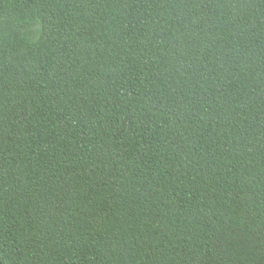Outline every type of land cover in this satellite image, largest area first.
Returning a JSON list of instances; mask_svg holds the SVG:
<instances>
[{
  "label": "trees",
  "instance_id": "trees-1",
  "mask_svg": "<svg viewBox=\"0 0 264 264\" xmlns=\"http://www.w3.org/2000/svg\"><path fill=\"white\" fill-rule=\"evenodd\" d=\"M0 264H264V0H0Z\"/></svg>",
  "mask_w": 264,
  "mask_h": 264
}]
</instances>
